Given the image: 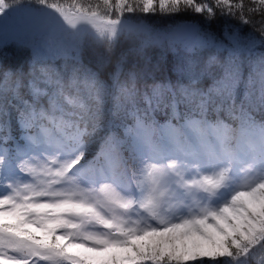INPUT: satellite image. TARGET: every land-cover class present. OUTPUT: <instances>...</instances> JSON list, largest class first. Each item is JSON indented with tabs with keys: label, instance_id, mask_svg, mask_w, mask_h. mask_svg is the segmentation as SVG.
<instances>
[{
	"label": "snow or ice",
	"instance_id": "6c2138e0",
	"mask_svg": "<svg viewBox=\"0 0 264 264\" xmlns=\"http://www.w3.org/2000/svg\"><path fill=\"white\" fill-rule=\"evenodd\" d=\"M257 116L264 0H0V264H264Z\"/></svg>",
	"mask_w": 264,
	"mask_h": 264
},
{
	"label": "trees",
	"instance_id": "16d2710c",
	"mask_svg": "<svg viewBox=\"0 0 264 264\" xmlns=\"http://www.w3.org/2000/svg\"><path fill=\"white\" fill-rule=\"evenodd\" d=\"M155 26L158 27L160 30H164L167 28V24L160 22V21H157ZM165 44H166V42H165ZM161 50L165 51V53L169 59L173 58L174 53H172L170 49L164 47ZM6 58H7V62L9 64V66H11V64H13L15 62V60L13 58V50L12 49L7 50ZM259 103H260L259 100H254L252 102V107H255ZM256 119H257L258 123L264 124V117L257 116Z\"/></svg>",
	"mask_w": 264,
	"mask_h": 264
},
{
	"label": "rangeland",
	"instance_id": "374dc122",
	"mask_svg": "<svg viewBox=\"0 0 264 264\" xmlns=\"http://www.w3.org/2000/svg\"><path fill=\"white\" fill-rule=\"evenodd\" d=\"M16 9H13L11 13H9V15H14L16 13ZM253 141L254 142H258L261 138V129L260 128H256L253 131Z\"/></svg>",
	"mask_w": 264,
	"mask_h": 264
}]
</instances>
